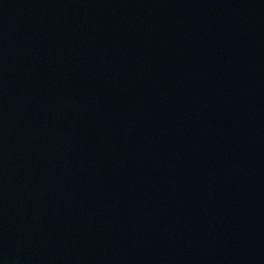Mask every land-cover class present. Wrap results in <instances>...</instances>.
Instances as JSON below:
<instances>
[{
	"label": "water",
	"instance_id": "1",
	"mask_svg": "<svg viewBox=\"0 0 264 264\" xmlns=\"http://www.w3.org/2000/svg\"><path fill=\"white\" fill-rule=\"evenodd\" d=\"M0 264H264V0H0Z\"/></svg>",
	"mask_w": 264,
	"mask_h": 264
}]
</instances>
